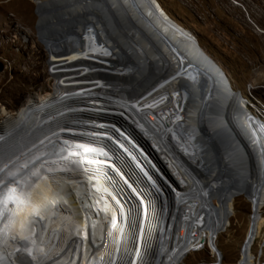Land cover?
<instances>
[{
    "label": "bare ground",
    "instance_id": "obj_1",
    "mask_svg": "<svg viewBox=\"0 0 264 264\" xmlns=\"http://www.w3.org/2000/svg\"><path fill=\"white\" fill-rule=\"evenodd\" d=\"M124 1L130 22L141 20L135 4L153 27L146 21V27L99 28L97 33L88 27H52L49 35L45 31L54 45L52 91L28 95L19 110H3L0 197L6 196L8 206L0 219V264H125L140 239L129 264H180L190 251L207 245L219 251L215 239L226 229L222 210L213 209L207 219L208 193L177 152L180 147L168 142H175L182 124L195 117L194 107H182L184 96L176 88L184 76L160 86L183 61L163 38L174 46L171 40L185 41V33L195 36L158 0L153 1L162 13L147 0ZM155 68L159 73L150 75ZM207 82L218 85L219 79ZM217 99L234 125L249 133L254 142L248 149L264 162V102L244 98L239 113L233 96L219 93ZM113 123L131 136L121 127L119 134L113 132ZM65 132L85 137L64 139ZM103 136L107 140L99 139ZM74 180L81 197L69 191L57 198ZM79 180L98 187L87 188ZM25 190L29 193L22 196ZM254 207V230L239 264H255L251 248L263 220L258 198ZM219 253L214 254L218 262L209 263L222 264Z\"/></svg>",
    "mask_w": 264,
    "mask_h": 264
},
{
    "label": "rangeland",
    "instance_id": "obj_2",
    "mask_svg": "<svg viewBox=\"0 0 264 264\" xmlns=\"http://www.w3.org/2000/svg\"><path fill=\"white\" fill-rule=\"evenodd\" d=\"M36 1L42 0H0V61L4 65L0 72V120L4 109L19 110L28 95L37 91L49 93L53 89L54 45L45 44L37 36ZM158 2L164 5L169 16L198 39L201 47L228 77L233 90H239L243 98L250 101L257 99L264 102V0ZM44 29L49 35L52 27ZM153 73L151 71L150 75ZM251 111L256 114L254 109ZM247 112L244 113L245 124L251 123ZM27 192L25 190L21 195ZM256 195L242 192L230 195L225 192L218 197H209L208 220L215 208L222 210L224 218L226 213L229 214L225 218L226 229L219 232L215 239L222 255V264H239L242 244L249 233L255 198H258V205L263 209V220L251 251L257 258L255 264H264V191ZM208 246L200 251L192 250L180 264L217 260L215 253L208 255L207 251H212ZM78 256L76 253L74 258Z\"/></svg>",
    "mask_w": 264,
    "mask_h": 264
},
{
    "label": "water",
    "instance_id": "obj_3",
    "mask_svg": "<svg viewBox=\"0 0 264 264\" xmlns=\"http://www.w3.org/2000/svg\"><path fill=\"white\" fill-rule=\"evenodd\" d=\"M155 12L162 13L153 0H147ZM141 20L134 23L127 18L130 9L124 0H42L36 1L34 12L36 14L37 36L45 44L51 42L45 39L44 27H88L98 32V29L110 30L113 27H146L144 13L139 11L133 4ZM168 18V17H167ZM147 22V21H146ZM148 25L151 23L147 22ZM152 26V24H151ZM153 27V26H152ZM186 40H178L171 43L163 38L164 42L171 48L172 52L180 59L179 53L183 55L180 65L200 64L201 78L198 86L194 87L188 81L180 79L176 84L177 91L183 95L182 107L186 103V109L194 107L195 117L191 121L182 124L179 136L187 139L198 151L196 159V170L199 173V183L209 197H218L228 192L233 195L242 192L245 195L258 194L264 191V162L258 158L256 150L248 149L247 145L253 143L249 133L242 127L235 126L229 115L221 109L222 103L217 99L218 94L233 96L238 102L239 113L242 112L240 101L242 95L239 90H232L226 75L219 65L204 51L196 38L185 33ZM160 62L154 61V64ZM191 67V66H190ZM4 65L0 61V72ZM153 75L159 73L155 68ZM168 73V72H167ZM208 73V74H206ZM212 74V76H211ZM182 76V75H178ZM207 78L212 81L219 79L218 85H209ZM165 80L160 86L168 83ZM206 81V82H205ZM212 87L207 96L205 84ZM145 90V89H144ZM143 90V91H144ZM213 100V101H209ZM190 115L189 113L187 114ZM215 183H214V182ZM229 216L225 214V218ZM254 230V219H251L248 236L242 244L246 246Z\"/></svg>",
    "mask_w": 264,
    "mask_h": 264
},
{
    "label": "clouds",
    "instance_id": "obj_4",
    "mask_svg": "<svg viewBox=\"0 0 264 264\" xmlns=\"http://www.w3.org/2000/svg\"><path fill=\"white\" fill-rule=\"evenodd\" d=\"M201 46V45H200ZM191 66V67H190ZM190 68H192V69H190ZM176 69V72H173L172 74H171V76H169L167 79H171L172 77H175V76H178V75H180L182 72H183V75L182 76H184L183 78L186 80V81H188V83L189 84H191V85H193L194 87H200V86H198V83H199V80L202 78L201 77V75H200V72H199V70L201 69V67H200V64L198 65V64H195V63H190V64H185L184 65V68H182V67H179V69H177V68H175ZM172 72V71H171ZM192 72H194L195 73V75H193L192 77H191V73ZM197 74V75H196ZM166 79V80H167ZM192 79H195L193 82H192ZM203 79V78H202ZM170 81V80H169ZM206 82V81H205ZM205 86V88L207 89V91L206 90H204V92L205 93H207V96H209L210 95V93H211V89H212V87H208V85H207V83L204 85ZM242 99L243 100H245L244 98H243V96H242ZM89 117H87V119H88ZM90 119V118H89ZM116 123V122H115ZM115 123H113V124H109V126L112 128V131L113 132H115L116 134H119L120 133V131L118 130V128L120 129V127L121 128H123V129H125L126 130V132L130 135V131L127 129V128H125L124 126H122V125H116ZM93 129H95V128H93ZM95 130H97V129H95ZM121 130V129H120ZM131 136V135H130ZM84 138L85 136H83V135H81V134H76V133H71V132H65V137H64V139L65 138ZM122 137H127L124 133H123V135H122ZM86 138H88V137H86ZM107 137L106 136H103V137H99V139L100 140H107L106 139ZM94 140V139H93ZM61 142L65 145V143H64V140L63 139H61ZM138 143H141V144H144V143H142L141 141H137ZM168 142H171V143H173V144H175L176 146H178V147H180V149H178L177 150V152L180 154V156H181V158L183 159V161H185V163L186 164H189L190 166H191V168H193V171H194V175H195V178H196V180H198V182H199V173H198V170H196V159H197V157H198V151H197V149L195 148V146L192 144V143H190L187 139H185V138H182L181 139V137L179 136L178 138H177V140L174 142V141H168ZM182 144H183V146H184V148H182ZM145 145V144H144ZM77 146H79V147H81L82 149H83V146L81 145V144H77ZM147 146V145H146ZM62 147V146H61ZM61 147H59L58 148V150H60V149H64L65 150V148H61ZM66 147V146H65ZM148 147V146H147ZM66 148H68V147H66ZM149 148V147H148ZM63 150V151H64ZM149 150L150 151H152L150 148H149ZM61 151V150H60ZM62 152V151H61ZM153 152V151H152ZM97 155V154H96ZM193 155V156H192ZM100 165H102V166H104V167H107V165H105V164H100ZM3 191H1L0 193H2ZM187 194L189 195V191H187ZM5 195L3 196V198H1L0 197V219H2V213H3V210H4V208L6 207V206H8L7 204H6V200H5ZM184 202V201H183ZM184 209V208H183ZM183 209H181V212H182V210ZM181 215V214H180ZM217 247V246H216ZM218 249V248H217ZM219 250V249H218ZM220 251V250H219ZM191 252V251H190ZM221 253V252H220ZM221 259H222V255H221Z\"/></svg>",
    "mask_w": 264,
    "mask_h": 264
},
{
    "label": "built area",
    "instance_id": "obj_5",
    "mask_svg": "<svg viewBox=\"0 0 264 264\" xmlns=\"http://www.w3.org/2000/svg\"><path fill=\"white\" fill-rule=\"evenodd\" d=\"M91 149H92V148L87 147V151H88V150H91ZM87 156H89V155H87ZM88 173H89V171H88ZM166 177L169 178V176H167V175H166ZM76 180H78V178H77ZM76 180L72 181L70 184H67V185L64 186L60 191H58V192H57V198H59L60 196H69V191H79V192H80V197H81L83 191H82V190H79V185H78V182H77ZM85 181H86V180H85ZM85 181H81V180H79V182H82V183H84V184H85ZM75 184H76V185H75ZM86 184H89V185H91V186L98 187V186H97L95 183H93V182H89V183H86ZM86 184H85V185H86ZM86 186H87V188H88V185H86ZM146 190H147V189H146ZM86 199H87V198H86ZM69 220H72V221L75 223V218H71V217H70ZM67 223H70V222H69V221H66L65 224H67ZM179 238H180V237H179ZM140 244H141V239L138 240V241L134 244V246H133L132 248L129 249L130 251L128 252V256H127V260H125V264H129V263H130V262H129V259H130V257L132 256V254H133V260H134L135 256H137V254H138V251H139V248H140ZM133 252H134V253H133ZM207 253H208V255H212V253H219V252H216L215 249L213 248L212 251H207ZM133 260L131 261V263H133ZM217 262H218V260H217ZM205 264H217V263H209V260H205Z\"/></svg>",
    "mask_w": 264,
    "mask_h": 264
},
{
    "label": "trees",
    "instance_id": "obj_6",
    "mask_svg": "<svg viewBox=\"0 0 264 264\" xmlns=\"http://www.w3.org/2000/svg\"><path fill=\"white\" fill-rule=\"evenodd\" d=\"M160 3V2H159ZM161 6L163 7V9L165 10V7H164V5L163 4H161ZM166 11V10H165ZM169 15V14H168Z\"/></svg>",
    "mask_w": 264,
    "mask_h": 264
}]
</instances>
